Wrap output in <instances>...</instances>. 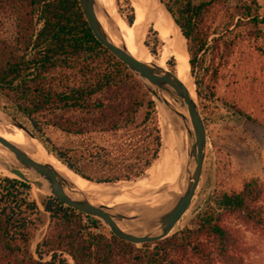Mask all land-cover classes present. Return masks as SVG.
<instances>
[{
	"label": "trees",
	"instance_id": "obj_1",
	"mask_svg": "<svg viewBox=\"0 0 264 264\" xmlns=\"http://www.w3.org/2000/svg\"><path fill=\"white\" fill-rule=\"evenodd\" d=\"M160 1L186 40L193 75L209 52L230 59L244 41L264 57L258 0ZM125 4L128 16L119 14L131 26L135 14ZM150 35L157 46V32L150 28ZM174 59L167 62L172 72ZM195 84L200 105L205 94L196 78ZM0 110L24 118L51 154L93 183L137 179L160 155L155 102L95 39L78 0H0ZM45 126L76 141L58 146L45 137ZM30 192V185L0 175V264H68L65 255L73 264H249L246 231L264 237V181L258 179L213 193L182 229L141 245L83 231L85 215L49 197L36 259L30 247L39 210Z\"/></svg>",
	"mask_w": 264,
	"mask_h": 264
},
{
	"label": "rangeland",
	"instance_id": "obj_2",
	"mask_svg": "<svg viewBox=\"0 0 264 264\" xmlns=\"http://www.w3.org/2000/svg\"><path fill=\"white\" fill-rule=\"evenodd\" d=\"M125 1L131 5L130 0H115L114 9L119 27L121 26L129 32V25L125 23L119 14V11L124 17L129 14ZM258 2L261 7L260 13L264 17V0H258ZM150 28L155 31L153 27L148 25L144 33V42L148 40L152 49L154 47V36L150 35L147 38ZM256 43L258 44V42ZM255 45V43L248 41L242 42L234 49V56L230 59L221 58L219 56V54L221 55L220 51L219 54L209 52L203 62L195 68L194 75L190 70L194 93L196 92V78L204 91L203 95L205 94L200 105L197 92L195 93V100L206 123V151L201 178L192 202L172 233L182 229L213 193L238 191L242 188L244 182L250 179L264 181V57L257 54L254 50ZM154 48L156 49V56L151 55L146 47L151 57L157 60L165 52L164 44L160 41ZM171 58V55H165L163 59V63L168 70H171L167 66V62ZM174 73H176V61ZM159 111V115L156 112V118L162 145L163 120L161 117L162 112ZM17 119L23 121L25 126L30 129V124L26 120L27 123L24 122V118L17 117ZM43 133L45 137L58 146L76 141V138L66 136L52 126H45ZM157 160L139 178L146 175L153 166L155 167ZM0 175L15 178L2 169H0ZM30 187L31 198L35 202L37 200L36 204L39 210L36 222L37 229L31 241L30 250L34 257L38 259L36 249L47 233L49 224V213L45 211L44 205L50 196L47 193H41L35 187ZM168 188H161L157 193L161 196ZM176 188L179 192L178 185ZM173 194L171 193V196ZM37 196L41 198L37 199ZM158 198L155 195L151 203L140 204L156 206L164 201V197L160 201ZM262 204L264 206V198ZM82 226L83 231L91 234H108L110 232L101 221L86 215L82 217ZM98 227H100V233H95L92 229ZM245 236L250 247L249 255L246 258L248 263L264 264V237L258 236L253 230H247ZM65 257L68 264H73L70 257L66 255ZM49 260L50 256L45 257L43 262Z\"/></svg>",
	"mask_w": 264,
	"mask_h": 264
},
{
	"label": "water",
	"instance_id": "obj_3",
	"mask_svg": "<svg viewBox=\"0 0 264 264\" xmlns=\"http://www.w3.org/2000/svg\"><path fill=\"white\" fill-rule=\"evenodd\" d=\"M158 1L163 5L160 0ZM78 4L95 39L142 83L155 106L157 101L167 108L169 105L163 97L167 95L176 100L180 108L186 109L188 119L179 115L186 131L185 161L177 183L179 192L170 196L168 202L156 206L138 203L115 208L109 207L101 199L92 204L81 190L57 172L52 165L35 161L1 136L0 146L11 154L12 160L0 157V168L32 187L46 189L48 195L59 203L101 221L112 235L123 241L134 245L155 243L173 234L172 231L192 202L205 158L207 133L204 121L197 101L191 97L174 72L168 70L166 66L163 68L153 62L140 61L127 51L125 45L114 44L97 18L95 0H78ZM1 113L13 128L21 130L29 139L38 141L48 155H53L19 119L6 112ZM172 115L175 116V111H172ZM119 224L126 225L131 232L123 231Z\"/></svg>",
	"mask_w": 264,
	"mask_h": 264
},
{
	"label": "bare ground",
	"instance_id": "obj_4",
	"mask_svg": "<svg viewBox=\"0 0 264 264\" xmlns=\"http://www.w3.org/2000/svg\"><path fill=\"white\" fill-rule=\"evenodd\" d=\"M95 2L97 18L114 44L125 45L127 51L136 59L146 63L153 62L163 68L165 67L163 63L165 55L174 57L176 61V73L174 74L187 88L191 97L195 99L196 92L194 93L185 39L165 7L158 0H130L135 12V21L132 26H129V32L121 26L119 27V22L116 21L115 0H95ZM148 25H152L160 41L164 44L165 52L157 60L151 57L144 44V33ZM163 97L169 106L166 108L157 101L155 106L158 115L161 110L163 120L162 146L157 164L146 175L134 181L99 184L82 179L54 155H48L38 141L29 139L21 130L13 128L1 111L0 136L26 152L35 161L52 165L57 172L81 190L92 204H95L97 199L104 200L109 207L115 208L138 203L149 204L155 195L159 197V201L164 197L163 202L165 203L168 202L171 193L177 192L178 179L184 166L186 131L183 129L184 125L179 115L188 119V113L186 109L178 106L176 100L167 95H163ZM172 111H175V116L172 115ZM0 157L12 160L11 154L1 146ZM161 188L168 189L160 196L157 191ZM37 190L48 194L46 189ZM40 198L37 196V199ZM119 227L125 232H131V229L124 224H119Z\"/></svg>",
	"mask_w": 264,
	"mask_h": 264
},
{
	"label": "built area",
	"instance_id": "obj_5",
	"mask_svg": "<svg viewBox=\"0 0 264 264\" xmlns=\"http://www.w3.org/2000/svg\"><path fill=\"white\" fill-rule=\"evenodd\" d=\"M90 225V224H89ZM95 233H100V227L96 228V229H92Z\"/></svg>",
	"mask_w": 264,
	"mask_h": 264
}]
</instances>
